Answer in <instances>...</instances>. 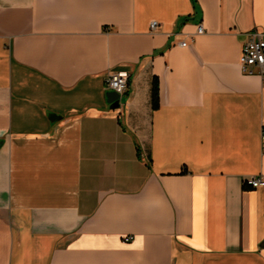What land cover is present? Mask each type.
Masks as SVG:
<instances>
[{"label": "crops", "instance_id": "1", "mask_svg": "<svg viewBox=\"0 0 264 264\" xmlns=\"http://www.w3.org/2000/svg\"><path fill=\"white\" fill-rule=\"evenodd\" d=\"M254 30L264 0H0V264H264Z\"/></svg>", "mask_w": 264, "mask_h": 264}, {"label": "built area", "instance_id": "2", "mask_svg": "<svg viewBox=\"0 0 264 264\" xmlns=\"http://www.w3.org/2000/svg\"><path fill=\"white\" fill-rule=\"evenodd\" d=\"M157 25L156 21H151L150 29H156ZM202 32L203 27L198 24L196 33ZM181 45L185 46L187 42L182 41ZM238 61L243 73L258 74L264 82V32L254 30L248 33V39L241 46ZM128 78L129 74L126 70H119L109 74L105 78V88L113 90L121 96L128 86ZM260 141L264 144V123L260 130ZM242 183L252 188L264 187V179L258 174L245 176Z\"/></svg>", "mask_w": 264, "mask_h": 264}, {"label": "trees", "instance_id": "3", "mask_svg": "<svg viewBox=\"0 0 264 264\" xmlns=\"http://www.w3.org/2000/svg\"><path fill=\"white\" fill-rule=\"evenodd\" d=\"M150 101L151 108L156 109L159 105L158 83L156 78L152 80Z\"/></svg>", "mask_w": 264, "mask_h": 264}, {"label": "water", "instance_id": "4", "mask_svg": "<svg viewBox=\"0 0 264 264\" xmlns=\"http://www.w3.org/2000/svg\"><path fill=\"white\" fill-rule=\"evenodd\" d=\"M107 101L109 102L110 108H118L120 105V95L119 93L109 90L106 93Z\"/></svg>", "mask_w": 264, "mask_h": 264}]
</instances>
